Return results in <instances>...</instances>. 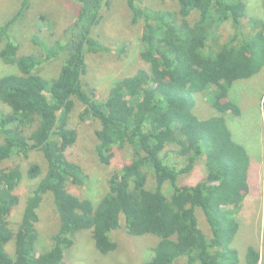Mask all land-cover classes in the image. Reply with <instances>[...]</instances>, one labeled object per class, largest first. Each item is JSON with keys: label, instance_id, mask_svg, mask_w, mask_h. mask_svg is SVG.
<instances>
[{"label": "trees", "instance_id": "1", "mask_svg": "<svg viewBox=\"0 0 264 264\" xmlns=\"http://www.w3.org/2000/svg\"><path fill=\"white\" fill-rule=\"evenodd\" d=\"M125 1L130 23L143 25L139 58L147 68L119 77L102 98L85 80V56L112 51L92 35L110 0H72L78 13L66 28L68 41L59 44L50 31L33 34L29 53L19 52L9 30L25 21L34 0H21L0 25L6 65L0 75V264H68L74 236L83 229L101 254L117 249L119 229L128 238L155 235L143 264H258L255 247L240 255L233 245L250 189V155L243 135L230 127L242 110L229 92L264 66L263 15L250 14L246 0H176L172 10ZM128 49L126 40L113 51ZM58 60V72L43 74V66ZM195 96L216 114L197 116ZM260 97L264 110V89ZM77 102L80 120L99 122L94 146L101 164L110 165L118 149L132 150L104 176L97 201L69 187L90 179L70 158L78 138L69 124ZM33 151L38 156L26 170L14 162L30 159ZM189 174L193 181L183 182ZM25 175L38 181L21 201L16 187ZM49 195L58 225L39 246L40 209ZM17 206L21 215L13 227L9 216Z\"/></svg>", "mask_w": 264, "mask_h": 264}, {"label": "rangeland", "instance_id": "2", "mask_svg": "<svg viewBox=\"0 0 264 264\" xmlns=\"http://www.w3.org/2000/svg\"><path fill=\"white\" fill-rule=\"evenodd\" d=\"M21 0H0V25L3 24L11 14L18 8ZM249 13L263 15V0H246ZM35 0L32 8L26 13V19H20L15 22L9 30L12 41L19 44L20 53H29L34 46L31 44V36L47 35L50 31L53 38L59 44L68 41L66 28L69 22L73 21L78 13V6L72 0ZM143 3L150 8L156 9H175L176 0H143ZM102 18L98 24L92 28V35L101 42L112 48V51L89 54L85 56L88 63V71L85 80L98 90L100 98L106 94L109 87L116 79L121 76L134 73L139 68H147V64L139 58L142 49L141 34L143 25L141 22L130 23L131 13L125 0H110V6L102 10ZM261 15V16H262ZM230 27V26H229ZM227 27L225 33L220 32V37H224L229 32ZM222 34V35H221ZM129 41V49L125 53L113 51L123 41ZM61 61L52 62L42 67L43 74L48 73L49 77L58 72ZM0 60V75L5 73V67ZM8 71V70H6ZM246 81V84L240 82ZM264 89V66L259 73L247 80H237L234 86L230 88L231 98L240 105L242 114L239 117H233L230 127L243 135L249 157L251 158L250 170L248 172L249 191L242 212L237 215L239 229L235 236L233 245L240 255H242L249 246L255 247L259 254L258 264H264V110L260 106L259 98ZM194 113L202 119L216 114L214 108L204 102L201 97L195 96ZM1 105V103H0ZM3 105V104H2ZM83 106L77 102L74 110L71 112L70 126L76 127L78 138L75 142L74 151L70 158L75 159L89 174V180L84 186L70 184V189L80 197H90L97 201L103 194L104 188L102 181L104 176L112 169L118 168L122 162L128 161L132 157L131 148L123 150L118 149L112 163L108 166L98 161L95 153L96 136L94 131L99 128V122L86 117L80 120L79 113ZM38 153L33 151L29 158L18 156L14 162L21 164V168L27 169L30 160L36 158ZM172 159V158H171ZM44 160V158H43ZM45 161V160H44ZM119 161V162H117ZM10 162V161H7ZM181 161V165H182ZM118 166V167H117ZM193 175V174H192ZM196 177L192 176L193 180ZM250 177V182H249ZM152 178V177H151ZM185 178V179H184ZM183 182H192L190 174L185 176ZM38 178L29 179L25 175L18 186L16 192L23 201L29 193ZM171 190L166 189L164 193L169 196ZM52 199L46 200L40 209V221L38 229L42 237V246H46V238L50 232L58 225L57 216L54 214ZM200 209H196L198 223L201 227ZM21 207L13 209L9 220L15 227L20 219ZM53 228V229H52ZM206 229V225H204ZM203 229V228H202ZM208 232L207 234H209ZM128 235L124 229H119L115 233L118 247L115 251L107 254H101L94 245V240L90 231L83 229L78 231L70 248L68 264H143L152 253L150 247L155 243V235ZM8 248H13V243L8 244Z\"/></svg>", "mask_w": 264, "mask_h": 264}, {"label": "clouds", "instance_id": "3", "mask_svg": "<svg viewBox=\"0 0 264 264\" xmlns=\"http://www.w3.org/2000/svg\"><path fill=\"white\" fill-rule=\"evenodd\" d=\"M250 163H251V158H250Z\"/></svg>", "mask_w": 264, "mask_h": 264}]
</instances>
